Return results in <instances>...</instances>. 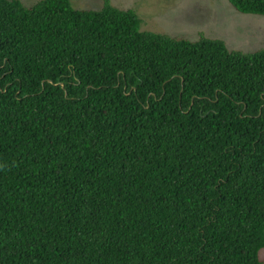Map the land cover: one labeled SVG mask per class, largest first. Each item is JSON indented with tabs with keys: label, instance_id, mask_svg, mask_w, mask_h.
Returning <instances> with one entry per match:
<instances>
[{
	"label": "trees",
	"instance_id": "trees-1",
	"mask_svg": "<svg viewBox=\"0 0 264 264\" xmlns=\"http://www.w3.org/2000/svg\"><path fill=\"white\" fill-rule=\"evenodd\" d=\"M262 248L264 48L142 30L110 0H0V264H264Z\"/></svg>",
	"mask_w": 264,
	"mask_h": 264
},
{
	"label": "rangeland",
	"instance_id": "rangeland-1",
	"mask_svg": "<svg viewBox=\"0 0 264 264\" xmlns=\"http://www.w3.org/2000/svg\"><path fill=\"white\" fill-rule=\"evenodd\" d=\"M30 6L39 0H22ZM134 10L141 29L195 40L201 34L223 39L228 48L253 51L264 48V15L237 11L228 0H110ZM75 8L100 9L104 0H71ZM264 262V248L260 251Z\"/></svg>",
	"mask_w": 264,
	"mask_h": 264
}]
</instances>
